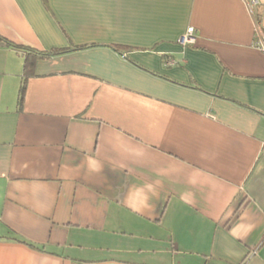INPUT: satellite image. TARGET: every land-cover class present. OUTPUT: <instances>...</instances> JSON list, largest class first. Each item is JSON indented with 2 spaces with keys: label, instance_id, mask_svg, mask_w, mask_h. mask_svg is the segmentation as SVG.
Instances as JSON below:
<instances>
[{
  "label": "crops",
  "instance_id": "obj_1",
  "mask_svg": "<svg viewBox=\"0 0 264 264\" xmlns=\"http://www.w3.org/2000/svg\"><path fill=\"white\" fill-rule=\"evenodd\" d=\"M258 31L264 0H0V38L86 47L24 79L0 44V264H264Z\"/></svg>",
  "mask_w": 264,
  "mask_h": 264
},
{
  "label": "trees",
  "instance_id": "obj_2",
  "mask_svg": "<svg viewBox=\"0 0 264 264\" xmlns=\"http://www.w3.org/2000/svg\"><path fill=\"white\" fill-rule=\"evenodd\" d=\"M0 44L10 46L14 49L21 50L24 52V63H23V74L22 76L25 78H28L29 76H32L33 74V69L36 60H43V59H50L54 56L64 54L70 51H77L84 49L86 47H73V48H68V49H52L50 51H45V50H37V49H28V48H22L19 46H16L14 44H11L10 42L0 38ZM112 48L114 51L120 53L122 51H128L127 48H122L120 46H109ZM23 79V80H24ZM23 93H24V82H22L20 89H19V98H18V104H21L22 98H23ZM19 241V240H18ZM23 242V241H20ZM25 243V242H23ZM29 246L35 248V246L28 244Z\"/></svg>",
  "mask_w": 264,
  "mask_h": 264
},
{
  "label": "built area",
  "instance_id": "obj_3",
  "mask_svg": "<svg viewBox=\"0 0 264 264\" xmlns=\"http://www.w3.org/2000/svg\"><path fill=\"white\" fill-rule=\"evenodd\" d=\"M248 12L251 15L256 14L257 12V7L259 5V0H245ZM254 47L264 55V32H259L256 36L255 42H254Z\"/></svg>",
  "mask_w": 264,
  "mask_h": 264
}]
</instances>
